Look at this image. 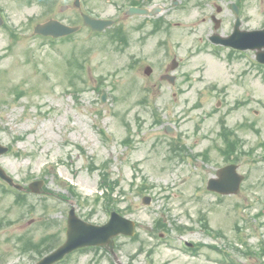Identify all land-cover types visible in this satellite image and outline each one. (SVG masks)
<instances>
[{
  "label": "rangeland",
  "instance_id": "rangeland-1",
  "mask_svg": "<svg viewBox=\"0 0 264 264\" xmlns=\"http://www.w3.org/2000/svg\"><path fill=\"white\" fill-rule=\"evenodd\" d=\"M232 1L153 0L164 7L161 16L169 23L151 34L154 23L138 29L144 17L124 15L122 0H81L80 11L124 24L129 41L118 50L107 34L97 36L84 26L65 40L36 37L32 29L47 19L45 8L37 0H0L5 20L18 34L16 40L0 27V143L10 147L0 164L24 185L44 178L51 192L29 195L27 204L16 206L14 196L0 189L4 264H30V257L20 254L21 237L38 241L64 228L72 204L80 215L96 209L94 223L107 221L109 212L96 200L104 161L112 179H119L113 196L120 202L113 205L136 220L140 235L120 238L123 262L134 255L135 264H147L146 252H136L145 241L154 247L157 264H229L214 247L194 254L184 246L188 240L222 247L238 264L260 263L247 252L264 249V68L256 66L253 51L230 53L209 41L212 14L222 20L217 32L231 34ZM73 2L58 0L52 16L81 24L79 10L61 12L63 3ZM240 2L242 28L264 27V0ZM173 59L179 63L174 85L160 78ZM147 64L150 76L143 71ZM221 119L243 140L238 164L246 175L240 193L224 197L206 190L207 179L226 164L217 147ZM179 144L187 148L183 156ZM205 150V158L194 155ZM67 183L78 197H58L69 195ZM141 183L148 188L140 190ZM147 195L149 205L142 203ZM160 217L171 228L156 232L161 239L148 233ZM174 223L193 230L179 232ZM90 257L79 259L87 264Z\"/></svg>",
  "mask_w": 264,
  "mask_h": 264
},
{
  "label": "water",
  "instance_id": "water-1",
  "mask_svg": "<svg viewBox=\"0 0 264 264\" xmlns=\"http://www.w3.org/2000/svg\"><path fill=\"white\" fill-rule=\"evenodd\" d=\"M129 13H139V14H153L149 10L142 8L138 9L132 7ZM85 17V25H89L95 31L104 30L110 24L112 20L94 19L89 16ZM236 29L234 34L228 38H221L218 35L213 36L216 42L225 43L232 46H238L242 49L248 47L257 50V58L260 62L264 63V30L256 31H245L241 32L238 27L241 22L237 21ZM78 27H72L61 23L58 20H51L42 25H37L34 29L36 33L51 35L55 37L65 36L67 34L73 33ZM102 100H106L105 92L102 95ZM8 151V147L0 145V155ZM0 177L6 179L10 184L14 185V181L10 178L5 170L0 167ZM244 176L238 173L237 165L228 164V166L219 168L217 171V177L210 178L208 181V189L215 192H221L223 194L238 193L240 189L241 182L244 180ZM43 185L42 180H37L30 184V188L34 192H39ZM16 187L21 188L20 185L15 184ZM150 199L146 202L149 203ZM69 226L67 230L68 238L64 245L59 249L52 252V254L41 259L37 264H52L56 260L62 259L63 256L74 250L77 247H83L85 245H108L112 237L118 235L119 233H124L127 235L135 233V222L132 219H127L121 214L112 212L110 220L105 225H92L86 221H81L75 214V210L72 209L70 217L68 219Z\"/></svg>",
  "mask_w": 264,
  "mask_h": 264
},
{
  "label": "flooded vegetation",
  "instance_id": "flooded-vegetation-1",
  "mask_svg": "<svg viewBox=\"0 0 264 264\" xmlns=\"http://www.w3.org/2000/svg\"><path fill=\"white\" fill-rule=\"evenodd\" d=\"M153 0H134V3H137L138 5H150ZM193 230V229H191ZM57 232H60L61 235L60 236H51V238H55L56 240H60L62 238L65 239V235H63V227L58 228L56 230ZM151 236L155 235L156 233L154 232V230H151L150 232H148ZM123 238L124 240L126 239H132V237H127L125 235H119L115 238H113L108 246H97V247H85V249H79V250H75L73 253L68 254L65 258H63V260L56 262L54 264H83L84 262H80V256L81 254H86L88 253L89 255H91V257L89 258V260H87V264H99L101 260L103 259H109L110 261H112V264H135L134 261L136 259V257L134 255H131V257H128V260L123 262V255H121L120 250L122 249V246L124 245L123 241L120 240V238ZM50 238V239H51ZM189 245H192V242L189 241ZM196 247H198L197 253L200 251V244L198 243V245H196ZM29 249V251H28ZM25 253L27 255H29L30 251L33 250V248L29 247ZM28 252V253H27ZM136 252L138 254H142V252H146V259H144V263L147 264H157V262L154 261V258L152 259V253H154L155 251L151 248V246H147L145 241H142ZM75 255H80L76 257V261H72L73 257ZM29 257H31V262L33 263L35 256L29 255ZM111 258V259H110Z\"/></svg>",
  "mask_w": 264,
  "mask_h": 264
},
{
  "label": "trees",
  "instance_id": "trees-1",
  "mask_svg": "<svg viewBox=\"0 0 264 264\" xmlns=\"http://www.w3.org/2000/svg\"><path fill=\"white\" fill-rule=\"evenodd\" d=\"M224 135V134H223ZM227 136L224 135V146L225 148L221 149V152L223 153V155H229V153H234L235 151H238L239 149L242 148V146H238V142L234 141V140H230L229 138H226ZM262 145H264V142L262 143ZM237 160V159H236ZM104 165H107L104 163ZM101 182H100V186H102L103 188H108L110 190V192H113L116 189V184H117V180L116 181H112L110 174H108L106 171L101 172ZM108 200L107 202H111V197L110 195L107 196ZM106 207H108V205H106Z\"/></svg>",
  "mask_w": 264,
  "mask_h": 264
}]
</instances>
